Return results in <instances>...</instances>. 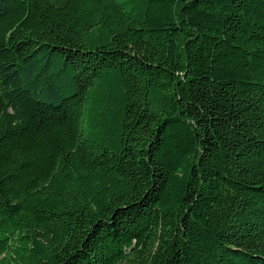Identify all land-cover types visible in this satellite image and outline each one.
I'll list each match as a JSON object with an SVG mask.
<instances>
[{"label":"trees","instance_id":"1","mask_svg":"<svg viewBox=\"0 0 264 264\" xmlns=\"http://www.w3.org/2000/svg\"><path fill=\"white\" fill-rule=\"evenodd\" d=\"M0 264H264V0H0Z\"/></svg>","mask_w":264,"mask_h":264}]
</instances>
